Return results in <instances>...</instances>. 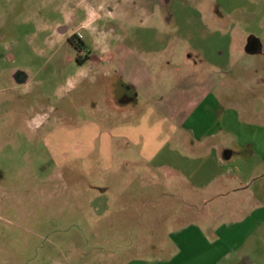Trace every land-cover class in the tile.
I'll use <instances>...</instances> for the list:
<instances>
[{
	"label": "rangeland",
	"instance_id": "obj_1",
	"mask_svg": "<svg viewBox=\"0 0 264 264\" xmlns=\"http://www.w3.org/2000/svg\"><path fill=\"white\" fill-rule=\"evenodd\" d=\"M142 4L152 29L134 22ZM128 32L141 41V55L168 49L150 65L172 70V79L165 75L170 84L214 78L219 91L235 89L234 107L203 119L211 131L230 129L240 134L235 143L251 145L250 159L226 167L264 195V0H0V264H217L223 250L213 248L208 228L202 238L179 233L182 222L174 225L190 221L181 217L185 188L172 179L157 184L139 148L123 153L121 140L108 134L121 122L107 118L106 81L91 84L94 71L77 62L82 45L70 41L76 34L85 42L82 55H99L106 40L98 38ZM249 37L259 54L245 50ZM115 38L108 41L113 47ZM252 112L256 117L247 119ZM205 171L220 170L204 165ZM225 193L227 204L234 195ZM215 201L208 202L210 214H218ZM236 220L227 213L208 224ZM231 245L218 264H238L239 252L264 264V209L237 226Z\"/></svg>",
	"mask_w": 264,
	"mask_h": 264
},
{
	"label": "crops",
	"instance_id": "obj_2",
	"mask_svg": "<svg viewBox=\"0 0 264 264\" xmlns=\"http://www.w3.org/2000/svg\"><path fill=\"white\" fill-rule=\"evenodd\" d=\"M115 5L122 8L125 3L118 1ZM143 5L138 6L141 18L134 22L140 23V30L152 29L149 11ZM127 21L131 22V19ZM159 21L163 25L165 18L164 20L160 18ZM155 36L161 42H168V34L158 31L155 32ZM114 38L115 36L98 38L97 42L106 40V45L98 43L102 45L101 53L99 55L92 53L89 60L81 66L84 68L89 65L90 71H94L92 85L105 80L104 84L108 86L106 103L110 111L107 118L109 121L121 122L112 125L108 134L121 140L123 153H129L132 146L139 148V154L145 160L146 168L153 170L157 184L161 185L164 180L172 179L185 188V193L179 194L186 208L185 214L181 217L185 216L190 221L185 223L181 219L174 220V225L182 222L181 226L184 227L179 233L193 230L202 238L207 237L205 229L208 228L215 240L213 248L223 250L217 259V264L221 263L228 256L229 252L226 250L234 248L231 239L237 226L249 220L255 221L256 211L264 209L262 191L243 187L241 176L233 174L232 170L226 167L230 161L250 159L254 153H246L245 148L250 149L251 145H241L240 141L235 143L234 139L240 138V134L230 129L211 131L208 127L209 121L203 119V115L210 113L219 116L218 111L222 106L234 107L235 89L230 85L227 87L229 90L219 91L222 87L221 82L214 78L193 84H179L176 81V85H172L167 77L165 79L169 71L167 67L150 65L154 64L157 56L169 52L167 48L142 49L141 55L137 49L142 43L136 42L134 34L128 32L127 36L115 38L118 43L116 47L108 43L109 39L114 41ZM170 72L172 70L168 73ZM169 76L172 79L171 73ZM173 78H178V72L173 71ZM256 114L257 112H252L246 118L253 119ZM165 153L167 156L160 161L159 158ZM195 162L200 163L202 167L197 170ZM211 164L217 166L219 173L211 175L205 171L204 175L200 172L204 165L212 166ZM223 168L225 172L222 171ZM167 184L170 182L166 181ZM236 185L239 187L235 188ZM229 190L234 196L224 204L221 202V196L228 194L225 192ZM201 191H205V199H201ZM246 191L249 192L247 194L249 196L245 195ZM212 199L219 200L213 204L215 206L213 209L218 214L209 212L208 202ZM227 213L237 217L235 226L230 224L227 227L226 223H223L214 227L208 224ZM212 218L217 219L214 221ZM200 225L206 227L201 228ZM225 227L226 232L223 230ZM173 243L178 244L176 239ZM245 243L238 248L239 251L243 249ZM246 255L238 253V264H253L252 259Z\"/></svg>",
	"mask_w": 264,
	"mask_h": 264
},
{
	"label": "flooded vegetation",
	"instance_id": "obj_3",
	"mask_svg": "<svg viewBox=\"0 0 264 264\" xmlns=\"http://www.w3.org/2000/svg\"><path fill=\"white\" fill-rule=\"evenodd\" d=\"M64 29H61V31H63ZM72 40L73 43H77L79 42L82 46H84L85 42L82 40V38L78 37L76 34H73L72 36H70V41ZM82 46L78 45V49L81 52V57L86 59L87 61L89 60V57L91 56L92 52L86 53L85 55H82V53L84 52V48ZM245 50L251 54H259L261 52V46L260 44L254 39V37H249L246 40L245 43ZM86 61V62H87Z\"/></svg>",
	"mask_w": 264,
	"mask_h": 264
},
{
	"label": "trees",
	"instance_id": "obj_4",
	"mask_svg": "<svg viewBox=\"0 0 264 264\" xmlns=\"http://www.w3.org/2000/svg\"><path fill=\"white\" fill-rule=\"evenodd\" d=\"M71 41H72V40H71ZM86 61H87V60L84 59V58H82L81 56H79V57L77 58V62H78L79 64H81V65H83Z\"/></svg>",
	"mask_w": 264,
	"mask_h": 264
}]
</instances>
